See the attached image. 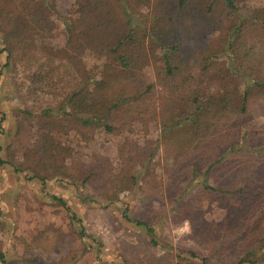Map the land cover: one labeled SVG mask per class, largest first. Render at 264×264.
<instances>
[{"label": "trees", "instance_id": "1", "mask_svg": "<svg viewBox=\"0 0 264 264\" xmlns=\"http://www.w3.org/2000/svg\"><path fill=\"white\" fill-rule=\"evenodd\" d=\"M240 1L223 0L228 16L239 12ZM215 2L75 0L64 21L65 44L54 49L68 63L38 68L27 82V94L48 89L60 104L39 112L26 109L35 122L29 129L27 118L17 120L16 135L27 160L0 153V165L43 187L57 181L74 189L82 203H123V216L154 236L153 226L132 216L126 201L140 179L152 181L158 163L172 160L165 166L162 195L175 210L173 221L189 219L190 236L213 257L234 247L238 264H262L264 122L247 115L256 102H264V66L255 63L264 56V9L246 21L239 14L220 37L207 42L217 29ZM11 26L6 37L15 39L20 27L12 20ZM96 45L101 63L87 64L84 57L95 56L90 47ZM216 77L220 88L211 92L208 84ZM0 117L2 133L6 113ZM152 127L161 130L160 138L148 135ZM97 129L123 138L120 165L102 154L86 162L70 139L92 140ZM50 198L69 211L75 234L91 239L100 253L102 240L87 231L68 200L57 194ZM214 204L219 218L212 217ZM210 254L199 257L201 264H209ZM0 264H7L3 251Z\"/></svg>", "mask_w": 264, "mask_h": 264}, {"label": "rangeland", "instance_id": "2", "mask_svg": "<svg viewBox=\"0 0 264 264\" xmlns=\"http://www.w3.org/2000/svg\"><path fill=\"white\" fill-rule=\"evenodd\" d=\"M74 3L75 0H0V112L6 113L0 133L3 158L27 160V149L19 145L16 135L17 120L27 118L29 129L35 122L25 113L26 109L39 112L45 106L60 104L59 96L48 89L27 94V82L29 74L38 68L68 63L54 49L65 44L64 21ZM138 8L149 15L145 5ZM261 9H264V0H241L239 12L232 17L227 15L223 0H216L213 13L217 15V29L206 41L220 37L235 18L239 20V14L246 21L252 12ZM11 20L21 31L15 39L6 37L12 27ZM97 48V45L90 47L95 56L85 55L87 64L101 63ZM256 59L255 63L264 66V56ZM219 84L216 77L208 88L215 92ZM247 119L263 123L264 102H256ZM160 132L152 127L148 135L160 138ZM70 139L86 162L94 154H102L120 165L118 143L123 139L120 135H106L103 129H97L92 140L78 136ZM158 164L152 181L149 177L140 179L141 188L137 187L126 201L132 216L153 226L154 236L151 230L123 216V203L109 207L82 203L74 189L57 181L50 180L43 187L40 181L29 180L12 167L0 165V251L5 253L7 264H201L199 257L210 254L209 251L190 236L189 219L173 221L175 210L162 195L168 179L165 166H172L173 162L162 160ZM87 192V189L82 191ZM52 194L67 199L72 209L83 217L87 231L102 240L100 253L97 247H91V239L83 241L75 234L69 211L52 201ZM219 215L220 209L214 204L212 217L219 218ZM212 255L208 256L209 264H238L239 253L234 247L217 257Z\"/></svg>", "mask_w": 264, "mask_h": 264}]
</instances>
